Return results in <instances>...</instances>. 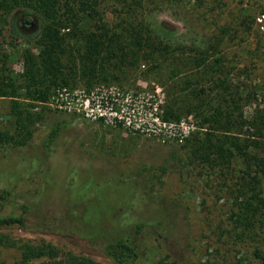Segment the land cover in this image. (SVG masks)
I'll list each match as a JSON object with an SVG mask.
<instances>
[{
  "label": "rangeland",
  "instance_id": "rangeland-1",
  "mask_svg": "<svg viewBox=\"0 0 264 264\" xmlns=\"http://www.w3.org/2000/svg\"><path fill=\"white\" fill-rule=\"evenodd\" d=\"M67 1L77 8L74 0ZM65 2L60 0L58 11L65 26L59 27L65 48L61 60L75 80L66 87L114 86L131 96L126 117L186 120L196 128L177 141L55 110L48 106L49 98L45 102L15 98L37 119L26 148L12 150V157L0 153V186L8 184L11 192L8 200H0V215H23L27 225L0 227V237L14 242L0 245V264L16 263L23 243L42 242L54 245L60 256L72 253L99 264H116L103 245L122 228L142 243L143 233L132 230L141 221L159 239L143 245L137 264H264L255 255L256 250L264 251V216H259L262 223L248 229L235 216L245 197L239 192L245 163L236 156L228 164L203 162L188 147L196 133L204 137L210 132L214 139L228 134L255 141L252 152L264 156V130L253 126L264 121V0H139L137 8L128 7L131 0H96L91 15L76 12V26L66 19ZM208 6L214 7L216 18L202 14ZM22 16L37 23L31 36L13 28ZM7 21L0 23V58L6 54L9 73L20 75L23 54L38 53L35 41L47 20L19 8L7 15ZM141 24L149 26L152 45L138 39ZM220 32L224 34L216 50L199 60L203 54L198 50L208 49L210 37ZM90 33L103 43L97 58L94 52L87 53ZM11 101L0 97L4 128L10 125ZM235 105L247 122L225 132L228 112L230 120L237 116ZM169 109L178 119L170 118ZM215 114L218 117L212 118ZM208 117L212 120L204 123ZM56 127L59 134L47 148V137ZM88 168L103 172L78 173ZM147 176L153 182L146 181ZM248 179L264 196V176ZM97 184L105 187L103 196L112 195L113 200L119 199V185L131 184L138 192L130 198L119 192L122 199L112 203V209L93 210L83 220L80 200L95 198ZM44 186L47 192H38ZM104 200L109 207L110 198ZM250 216L248 211L247 219ZM52 223L59 230L48 228Z\"/></svg>",
  "mask_w": 264,
  "mask_h": 264
},
{
  "label": "trees",
  "instance_id": "trees-1",
  "mask_svg": "<svg viewBox=\"0 0 264 264\" xmlns=\"http://www.w3.org/2000/svg\"><path fill=\"white\" fill-rule=\"evenodd\" d=\"M74 2L78 5L76 9L69 6L71 2L67 0L64 5L67 9L66 14L69 15L66 19L71 22V25L73 24L76 26V24H78L76 12L91 15L93 11L92 6L97 2L96 0H74ZM137 6H139V0H131V4L128 5L129 8H137ZM61 7L60 0H0L1 24L4 23L5 25L8 23L7 15L19 8L31 9L34 12L40 13L41 16L47 20V24L42 28L40 37L35 41L38 53L35 54L27 50L23 54V72L20 75H11V73H9L10 70L6 67L8 58L6 54H3V58H0V97H9L12 100L10 104L11 119H9V127H7L8 125H6L5 128L1 126L2 121L0 120V153H3L4 156L12 157V150L21 151L30 144L33 135L31 125L37 119L28 108L23 107L20 100H16L15 98L21 97L22 99H28L30 101L45 102L56 87L64 85L72 86L75 81L73 78L74 75L64 71L66 66L61 60V55L65 54V48L63 46L64 35L60 34L59 29L60 26L65 27L63 22L59 21L58 11ZM213 11L214 7L208 6L205 11L202 10V14H207L208 17L216 18L217 16L213 14ZM141 27L142 29L139 32L143 34L140 35L139 33L138 39H141L145 45H152L154 38L148 32L149 26L141 24ZM223 34L224 32H220L210 37V46L208 49L201 48L198 50L199 55L203 54L199 57V60L205 61L206 53H208L210 49L216 50V45L221 43ZM102 35L103 34H99V37L101 38ZM112 38L113 36L111 39ZM102 45V40L98 38V35L95 33L89 34L87 37V53L94 52L92 56L97 58ZM158 45L165 46L160 43ZM21 88H24L22 92H20ZM234 112H237V116L233 120H230L232 117L230 112L227 114V121H225V126L227 127L225 132L231 131L232 126L237 125L242 127V125L247 122L242 110L238 109L236 105L233 108V114ZM167 113L170 115V118L178 119V116L175 115L172 110L169 109ZM261 116L264 120L263 113ZM211 117H218V115L215 114V116L212 115ZM211 120L212 119L208 117L203 121L204 123H208ZM255 121L257 120L255 119ZM261 122V120H259L257 124L253 122V126L259 131L264 130V121ZM59 131L60 128L56 127L50 132L45 144L47 148L50 146L49 144L51 141L57 137ZM188 143V147L191 149L193 156L203 160V162L213 161V163L228 164L229 159L234 156L243 160L245 167L243 170L244 175H242L240 179L239 192L241 196L245 197L239 202V212L235 214V216L245 229H248L250 226L252 227L254 223H259L260 221L262 223L263 220H261L259 216H261V214L264 216V196L261 194L262 190L253 188L248 179V177H251V179L254 177L257 178L259 173L260 176H264V156L252 152L255 141L241 139L238 136L228 134L214 139L212 133L206 132L204 137L198 133L194 134ZM182 147L186 146L183 145ZM212 155L215 156L214 160H210ZM145 180L153 182L150 176H147ZM256 182L259 181L256 180ZM7 186L8 184L0 186V200H8L10 197L11 192L7 189ZM42 190L45 194L47 192L46 186L38 188V192ZM96 190L98 194L95 198L80 200L79 206L81 215H79L83 220H86L93 210H101L102 212L105 209H112L114 207L112 203L120 202L122 199L119 192H126L128 198L134 197V195L137 196L138 192L131 184L122 185L120 186L119 192L116 193L119 196L118 201L113 200L114 198H112V195V197L103 196L102 189ZM141 192H143V190H141ZM145 192L144 190L141 195H145ZM106 198H110L111 205L109 207L104 206V199ZM27 210H23L25 214ZM248 211L251 212L249 219H247ZM75 217L74 219H76ZM98 220L99 219H97L96 224L99 223ZM77 221L79 222L80 220L78 219ZM10 226L26 227V217L13 214L0 215V227ZM48 226L49 225H46V228ZM132 227L134 233H143L142 243L137 242L128 235L126 229L123 230L122 228V233L119 232L112 240L103 245L105 254L116 264H137L142 257L143 245H146L147 242L153 238L159 239L154 230H152V227L146 226L143 221L135 223ZM48 228L57 231L60 226L52 223ZM85 230H87L86 227ZM87 236L90 237L91 233L89 232ZM13 244L14 242L8 240V238L0 237V245L7 246ZM20 250V259L14 264H99L88 256L75 255L72 253H66L60 256V251L54 245L45 242L39 244L23 243L20 246ZM255 255L264 261V251L256 250Z\"/></svg>",
  "mask_w": 264,
  "mask_h": 264
},
{
  "label": "built area",
  "instance_id": "built-area-1",
  "mask_svg": "<svg viewBox=\"0 0 264 264\" xmlns=\"http://www.w3.org/2000/svg\"><path fill=\"white\" fill-rule=\"evenodd\" d=\"M131 96L114 86H98L93 89L83 87L55 88L48 99V106L55 110L74 113L89 120H101L112 125H122L134 131L182 141L196 126L192 121L180 120L177 123L160 120L154 116L149 120L125 116V105ZM132 113L134 109H131Z\"/></svg>",
  "mask_w": 264,
  "mask_h": 264
},
{
  "label": "flooded vegetation",
  "instance_id": "flooded-vegetation-1",
  "mask_svg": "<svg viewBox=\"0 0 264 264\" xmlns=\"http://www.w3.org/2000/svg\"><path fill=\"white\" fill-rule=\"evenodd\" d=\"M17 20H15V21H19V24H15L14 26H13V28H16V30L17 31H19V32H21L22 34H24L25 36H31L30 35V33L31 32H34L35 30H36V28H37V23H35L34 25H32L31 24V21H33V19H31L29 16H22V17H19V18H16ZM15 23V22H14ZM85 169H87V167L85 168ZM91 170H95V171H98V172H103V171H101V170H99V169H93V168H88V170H84V171H79L78 173H83V174H86L87 175V173L89 172V171H91ZM115 176L117 177V178H122V177H118L116 174H115ZM123 179V181L124 180H126L125 178H122ZM129 181H132L133 182V184H137V183H134V181L133 180H129ZM86 185V184H85ZM120 186L121 185H119V189H120ZM85 187V186H84ZM92 188V187H91ZM95 188H97V189H103V188H105L104 186H102L101 184H97V185H95Z\"/></svg>",
  "mask_w": 264,
  "mask_h": 264
},
{
  "label": "water",
  "instance_id": "water-1",
  "mask_svg": "<svg viewBox=\"0 0 264 264\" xmlns=\"http://www.w3.org/2000/svg\"><path fill=\"white\" fill-rule=\"evenodd\" d=\"M35 23H36V21H35V19H33V21H31V24L34 25Z\"/></svg>",
  "mask_w": 264,
  "mask_h": 264
}]
</instances>
